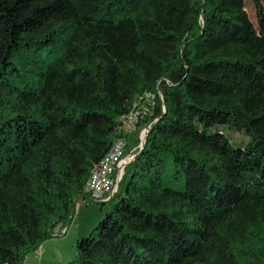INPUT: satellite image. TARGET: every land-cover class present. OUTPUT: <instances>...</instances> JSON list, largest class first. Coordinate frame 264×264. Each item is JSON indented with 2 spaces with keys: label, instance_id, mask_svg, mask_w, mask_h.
<instances>
[{
  "label": "trees",
  "instance_id": "trees-1",
  "mask_svg": "<svg viewBox=\"0 0 264 264\" xmlns=\"http://www.w3.org/2000/svg\"><path fill=\"white\" fill-rule=\"evenodd\" d=\"M252 1L256 25L244 0H0V264L73 219L140 98L145 145L67 264H264Z\"/></svg>",
  "mask_w": 264,
  "mask_h": 264
},
{
  "label": "rangeland",
  "instance_id": "rangeland-1",
  "mask_svg": "<svg viewBox=\"0 0 264 264\" xmlns=\"http://www.w3.org/2000/svg\"><path fill=\"white\" fill-rule=\"evenodd\" d=\"M250 20L256 25V9L252 0H244ZM150 125L130 129L127 144V153L134 154L146 141L147 131ZM233 142H247V138L241 132H228ZM114 206L111 201L99 204L89 197L78 199L73 219L65 226L68 227L67 233L61 236H54L41 243L35 250L29 252L22 264H58L61 256L68 258V262L77 257V236L83 234V230L89 235L99 224L105 214ZM86 235V236H87ZM81 238V237H80ZM79 240V239H78Z\"/></svg>",
  "mask_w": 264,
  "mask_h": 264
},
{
  "label": "built area",
  "instance_id": "built-area-1",
  "mask_svg": "<svg viewBox=\"0 0 264 264\" xmlns=\"http://www.w3.org/2000/svg\"><path fill=\"white\" fill-rule=\"evenodd\" d=\"M144 98L149 103H153L152 96L147 95ZM143 101L142 98L137 99L132 109L120 118L118 134L114 138L110 150L98 164L93 166L90 172L83 193L86 197H89L99 204L112 201L113 196L119 191L126 167L134 161L139 150L143 148L141 147L134 154L127 153V135L130 129L138 127L139 117L142 116V112H146L150 108L149 105H144L143 107ZM67 229L68 227L59 225L54 232V236L66 234Z\"/></svg>",
  "mask_w": 264,
  "mask_h": 264
},
{
  "label": "crops",
  "instance_id": "crops-1",
  "mask_svg": "<svg viewBox=\"0 0 264 264\" xmlns=\"http://www.w3.org/2000/svg\"><path fill=\"white\" fill-rule=\"evenodd\" d=\"M65 227H67V226H65ZM85 230V229H84ZM83 230V234H79V236H77V241H78V239L80 240V239H82L83 237H85L86 235H87V233L89 232H86V231H84ZM81 237V238H80ZM68 258H63V256H61V258H60V261L58 262V264H67L68 263V260H67Z\"/></svg>",
  "mask_w": 264,
  "mask_h": 264
},
{
  "label": "water",
  "instance_id": "water-1",
  "mask_svg": "<svg viewBox=\"0 0 264 264\" xmlns=\"http://www.w3.org/2000/svg\"><path fill=\"white\" fill-rule=\"evenodd\" d=\"M145 142H146V141H144V145H145ZM143 147H144V146H143Z\"/></svg>",
  "mask_w": 264,
  "mask_h": 264
}]
</instances>
